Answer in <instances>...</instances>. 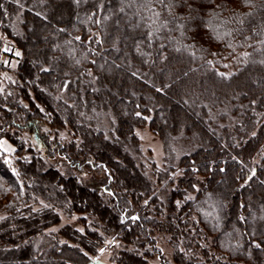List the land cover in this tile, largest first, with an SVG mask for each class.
Masks as SVG:
<instances>
[{
    "label": "trees",
    "instance_id": "obj_1",
    "mask_svg": "<svg viewBox=\"0 0 264 264\" xmlns=\"http://www.w3.org/2000/svg\"><path fill=\"white\" fill-rule=\"evenodd\" d=\"M20 11L22 35L11 23ZM0 32L23 55L13 96L0 91V136L17 148V170L0 154V264H93L118 241L117 264H148L155 231L175 242L173 262L160 255L161 264H264V0H0ZM33 32L43 33L37 50ZM2 50L0 37V77ZM117 79L113 95L107 88ZM195 103L240 111L242 122L228 118L225 128L236 140L224 142ZM92 108L112 113L114 135L85 122ZM146 123L165 140L173 132L207 142L180 160L165 216L121 144L136 142ZM12 128L38 146L27 149ZM65 130L73 137L62 144ZM56 157L101 178L91 187L64 175L47 163ZM39 201L50 208L34 211ZM55 208L93 218L95 229L66 226L60 240L36 247L35 238L60 222ZM197 249L201 256L190 255Z\"/></svg>",
    "mask_w": 264,
    "mask_h": 264
},
{
    "label": "rangeland",
    "instance_id": "obj_2",
    "mask_svg": "<svg viewBox=\"0 0 264 264\" xmlns=\"http://www.w3.org/2000/svg\"><path fill=\"white\" fill-rule=\"evenodd\" d=\"M22 11L17 13L14 17L11 23H13V27L15 29V32L17 34L22 35L23 30L21 29L22 25V17H21ZM63 16V15H62ZM60 16V17H62ZM59 17V16H58ZM57 17V18H58ZM59 17V18H60ZM36 30V27L33 29V31ZM41 35L43 33H36L33 32L30 35V44L32 45L33 50H37L40 48V46L43 45V40ZM0 37L3 40V54L1 60L3 61L5 70L1 73L0 77V91L1 93L6 97L13 96L14 92V82L17 81L18 76V70L19 66L21 64V61L23 59V55L21 50H19L14 43L9 40L7 37H5L0 32ZM7 49V51H6ZM234 68L228 69L227 73L228 75L234 73ZM120 80V79H119ZM118 79L114 81V83H111V86L107 88L109 92L113 95H117V85L116 83L120 84V81ZM92 83H95V81L92 79ZM93 85V84H92ZM129 85V84H128ZM58 98L65 97L64 94L57 93L55 95ZM118 97V96H117ZM177 98H170L168 105L171 106V109L177 108L179 106L177 104ZM21 102V101H20ZM199 110H203L202 106L206 109V118L207 123L209 124L211 129H215L218 132V136L225 137L223 138L224 142L226 140H230L234 142L236 140L235 135L232 133V131H229L225 128L230 129V121L228 122V118L231 119V122H242L237 116L240 115V111H238V115H234V113L231 115L229 114L228 109L220 108V109H214L208 108L205 104L195 103ZM199 104V105H198ZM21 105L24 107L26 104L24 102L21 103ZM176 106V107H175ZM187 113V112H186ZM165 115V118L168 120L170 124V117L167 114L166 111L163 112ZM205 114V113H204ZM85 122L90 126H94L98 131H102L105 136H111L114 135L116 130V123L115 118L112 115V113L108 110H103L100 108H92L91 110L87 111L85 114ZM190 116L191 115H186ZM197 116L199 117V113H197ZM196 117V115H194ZM188 118V117H187ZM194 119V118H193ZM150 118L148 117V121ZM198 120V119H197ZM3 121V120H2ZM2 125H6V121L4 120L1 122ZM198 126L201 127V122L198 120L197 122ZM230 124V125H229ZM89 127V126H88ZM170 128V127H168ZM197 128V127H195ZM225 130V131H224ZM17 131V130H16ZM15 129H10V133L15 134ZM223 131V132H222ZM227 131V132H226ZM230 132L232 135H229ZM170 137L168 140L163 139L160 137L156 132H154L146 123L144 126H141L135 130V137L136 142H128V143H121L123 149L131 154V156L134 158L137 166L140 168V170L144 173V175L150 180L151 184L154 186L153 188L156 190V195H159V203L158 204L159 210L162 212V214H167V197L169 196V193L173 191L176 188L177 180L180 176L183 175V168L180 167V160L182 157L191 154L195 149L201 148L204 145V142L202 141L200 137L195 135L196 137H192L191 139H187V137H183V133L177 134L170 132ZM1 134V133H0ZM18 135V138L22 143H24L25 147L27 149L34 148V146H38L37 141L35 140L34 136L29 134L27 131H17L16 133ZM55 135L52 133V138ZM228 136V137H227ZM58 139L60 140L62 144L69 143L71 141V138L73 137V134L70 133L69 130H65L61 134L57 135ZM204 140V139H203ZM0 144L3 146L0 147V154L4 155L5 160L10 164V166L13 168V170H17V148L16 146L11 143V141L8 140L7 137H1L0 136ZM4 148L9 149L8 151H4ZM119 155V154H118ZM114 158V157H113ZM261 159L262 155L258 156L253 161V167H259L261 165ZM48 165L53 166L54 168L61 171L64 175H74L79 177V180L91 187H94L97 180L100 177V173H96L95 171L86 170L82 172L81 174L74 171L69 166V163L61 158L56 157L54 160L50 159L48 160ZM123 165L126 167L127 165L123 163ZM252 167V168H253ZM159 174H168L165 177H162V180H159V183L157 180L159 179ZM169 176V177H168ZM170 179L174 180V184L170 185ZM223 179H221L222 182ZM160 189V190H159ZM159 190V191H157ZM162 190V191H161ZM194 195H189L188 199H193ZM39 206L34 205V211H38L40 207L45 208L51 206L48 202H40ZM152 208H156V205ZM60 218V222L56 225L50 227L45 231L43 235H39L35 238V246L39 247L40 245H44L48 243V240L54 237L55 235L57 237L58 233L66 226H71L73 229L78 230L80 233H85L86 229L89 228L90 230H94L96 226V221H94L93 218H89L86 215H79V214H68L64 210L56 209L55 211ZM83 218H87L86 223L82 221ZM159 221H162V217H158ZM38 231H35L33 235H36ZM156 241V252H154L152 249H150L152 252H154V256L149 260L148 264H161L162 260L160 258V255L163 257L165 262L172 263L173 257L175 254V242L172 240V236L168 233H159L155 231L154 237ZM54 239V238H53ZM60 240V237L58 238ZM110 239L106 242V244H109ZM195 244L193 248L195 247L197 240H194ZM207 243H200V245L203 248H210V244L207 246ZM124 244L121 242H117L114 247H110V245L103 251L99 252V254L96 257H93V264H117V252H119V249L123 247ZM131 250H136L135 247H130ZM148 249V247L146 248ZM180 250L183 251L181 242H180ZM196 253V256L202 255V249L197 250H191L190 255ZM200 258V257H199Z\"/></svg>",
    "mask_w": 264,
    "mask_h": 264
},
{
    "label": "snow or ice",
    "instance_id": "obj_3",
    "mask_svg": "<svg viewBox=\"0 0 264 264\" xmlns=\"http://www.w3.org/2000/svg\"><path fill=\"white\" fill-rule=\"evenodd\" d=\"M6 51H7V49H6ZM3 145L2 144H0V147H2ZM9 149H7V148H4V151H8Z\"/></svg>",
    "mask_w": 264,
    "mask_h": 264
}]
</instances>
